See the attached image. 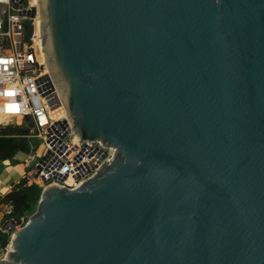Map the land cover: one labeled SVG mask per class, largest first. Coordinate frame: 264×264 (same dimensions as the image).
<instances>
[{
  "label": "water",
  "instance_id": "1",
  "mask_svg": "<svg viewBox=\"0 0 264 264\" xmlns=\"http://www.w3.org/2000/svg\"><path fill=\"white\" fill-rule=\"evenodd\" d=\"M41 2L73 131L117 152L0 264H264V0Z\"/></svg>",
  "mask_w": 264,
  "mask_h": 264
},
{
  "label": "built area",
  "instance_id": "2",
  "mask_svg": "<svg viewBox=\"0 0 264 264\" xmlns=\"http://www.w3.org/2000/svg\"><path fill=\"white\" fill-rule=\"evenodd\" d=\"M36 16L29 0H0V126L25 125L28 138L41 143L22 163L27 186L37 185L42 192L53 186L75 191L110 164L117 151L101 140H81L73 131L55 83L35 51ZM56 105L62 106L58 117ZM34 155L40 160L27 170Z\"/></svg>",
  "mask_w": 264,
  "mask_h": 264
},
{
  "label": "trees",
  "instance_id": "3",
  "mask_svg": "<svg viewBox=\"0 0 264 264\" xmlns=\"http://www.w3.org/2000/svg\"><path fill=\"white\" fill-rule=\"evenodd\" d=\"M31 28H29V33ZM29 127L6 125L0 126V165L9 162L11 166H16L19 162L15 157L19 154L31 152V140ZM3 166V165H2ZM42 190L37 185L27 186L26 181L21 179L14 185L9 193L0 197V205L10 208L6 219L24 218L32 215L40 200ZM9 242V235L0 231V248L3 249Z\"/></svg>",
  "mask_w": 264,
  "mask_h": 264
},
{
  "label": "rangeland",
  "instance_id": "4",
  "mask_svg": "<svg viewBox=\"0 0 264 264\" xmlns=\"http://www.w3.org/2000/svg\"><path fill=\"white\" fill-rule=\"evenodd\" d=\"M6 125H14V124L8 123V124H3L2 126H6ZM40 144L41 143L39 141H36L35 139H32L31 140V150H35L36 148H38V146ZM34 154H36V153H34ZM26 158H27V154H19V155H17L15 157V159L19 162V164H17V165L21 166L22 163L26 160ZM39 160L40 159H37L36 156L34 155L33 161L30 162L29 165H27V170H30L35 165V163L39 162ZM2 165L6 166V167L4 168ZM2 165H0V173L5 172L6 168H7V165H5V164H2ZM6 174H9V173H6ZM19 181H20V179L17 182H19ZM11 189L9 191H7L6 193H9L11 191ZM9 212H10V208H8V207H6L5 205H2V204L0 205V231L1 232L3 231L4 225H7V224H9L10 222H12L14 220V219L11 220V219H6L5 218V216L8 215ZM30 216H27V217H24V218H20L19 219V224L12 230V232H10V233L8 232L7 233L9 235V242H8V244H7V246L5 248H3V249L0 248V261L4 260L6 258V252L10 251V248H11L10 241H11V238H12L13 234L16 231H18L21 227H23L28 222Z\"/></svg>",
  "mask_w": 264,
  "mask_h": 264
},
{
  "label": "bare ground",
  "instance_id": "5",
  "mask_svg": "<svg viewBox=\"0 0 264 264\" xmlns=\"http://www.w3.org/2000/svg\"><path fill=\"white\" fill-rule=\"evenodd\" d=\"M29 1H30L32 6L37 8V16H36V18L34 19V22H33L35 51H36V54H37L40 62L45 63V65L47 67V70H48V73H49V75H51L50 71H49L50 70V65H49V62L46 60V54L44 53V45H43L42 32H41V18H40V14L39 13H40L41 8H42V2H41V0H29ZM53 81L55 83V88H56V91H57V95L59 96L60 99H62L61 98L62 97L61 96V90L59 89V86L56 84L54 79H53ZM63 100H64V97H63ZM10 250H11V248H10Z\"/></svg>",
  "mask_w": 264,
  "mask_h": 264
},
{
  "label": "crops",
  "instance_id": "6",
  "mask_svg": "<svg viewBox=\"0 0 264 264\" xmlns=\"http://www.w3.org/2000/svg\"><path fill=\"white\" fill-rule=\"evenodd\" d=\"M3 164L7 165V168L5 172L0 173V197L5 195L6 192L13 187V185L17 184V181L19 179L21 180L25 174V167L23 164L21 166H11L8 161ZM3 167L5 168L6 166L3 165Z\"/></svg>",
  "mask_w": 264,
  "mask_h": 264
}]
</instances>
